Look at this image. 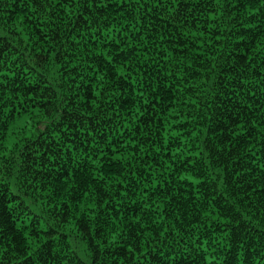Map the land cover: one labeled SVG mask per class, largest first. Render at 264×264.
I'll return each mask as SVG.
<instances>
[{
	"label": "trees",
	"instance_id": "trees-1",
	"mask_svg": "<svg viewBox=\"0 0 264 264\" xmlns=\"http://www.w3.org/2000/svg\"><path fill=\"white\" fill-rule=\"evenodd\" d=\"M258 45L262 0H0V264H264Z\"/></svg>",
	"mask_w": 264,
	"mask_h": 264
},
{
	"label": "snow or ice",
	"instance_id": "snow-or-ice-1",
	"mask_svg": "<svg viewBox=\"0 0 264 264\" xmlns=\"http://www.w3.org/2000/svg\"><path fill=\"white\" fill-rule=\"evenodd\" d=\"M30 2L42 10L47 7V0H30ZM68 2H71V0H68ZM88 2H91V0H88ZM262 3H264V0H262ZM120 42L122 43V41ZM257 52L264 55V49H262L259 45L257 46ZM7 99L10 101L11 97H7ZM13 113L15 114L14 116L12 115ZM25 126H28L29 128L31 127V121L28 116L25 115L20 108L15 106L9 108L4 104V101H0V157L7 160L13 150V145L16 143L13 133H19ZM24 135L26 137H30V133H24ZM116 159L118 160L119 158L117 157ZM65 174L67 175V173ZM3 183V181H0V184ZM16 199L19 201L17 206L13 208L12 205L9 204V209L12 211H16L18 209L26 211V203L19 200V197ZM2 202V199H0V203ZM64 214L67 215L66 204ZM82 230L87 232V227L84 226Z\"/></svg>",
	"mask_w": 264,
	"mask_h": 264
}]
</instances>
